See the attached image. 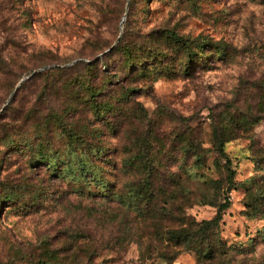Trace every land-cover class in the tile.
Returning a JSON list of instances; mask_svg holds the SVG:
<instances>
[{
    "label": "rangeland",
    "instance_id": "1",
    "mask_svg": "<svg viewBox=\"0 0 264 264\" xmlns=\"http://www.w3.org/2000/svg\"><path fill=\"white\" fill-rule=\"evenodd\" d=\"M5 192L0 264H264V0H0Z\"/></svg>",
    "mask_w": 264,
    "mask_h": 264
},
{
    "label": "trees",
    "instance_id": "2",
    "mask_svg": "<svg viewBox=\"0 0 264 264\" xmlns=\"http://www.w3.org/2000/svg\"><path fill=\"white\" fill-rule=\"evenodd\" d=\"M164 36L167 39H171L173 42L177 43V44H182V45H186L187 43V39H184L182 36L178 35L174 30H165L164 31ZM198 45V44H197ZM201 47L203 45L199 44ZM136 59V58H135ZM217 145L219 146V152L220 154L224 155L225 157V163L227 166L230 165V159L227 155L224 154L223 149H222V140H220L219 138H217ZM229 173H232V170L229 168ZM11 194L8 192H5L3 194L2 197H0V203H6L11 199ZM228 202L229 199L228 197L225 199V201L223 203H220V205L218 206V209L216 211L215 216L210 219L209 221H205L204 225L208 226L209 224H218V222L222 219V214L223 211L228 207Z\"/></svg>",
    "mask_w": 264,
    "mask_h": 264
}]
</instances>
